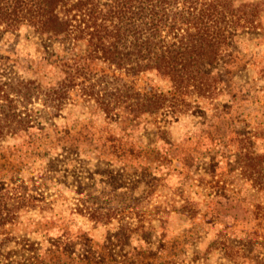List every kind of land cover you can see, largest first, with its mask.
<instances>
[{"label": "rangeland", "instance_id": "obj_1", "mask_svg": "<svg viewBox=\"0 0 264 264\" xmlns=\"http://www.w3.org/2000/svg\"><path fill=\"white\" fill-rule=\"evenodd\" d=\"M242 1L219 88L184 112L107 120L76 90L28 105L39 123L0 140V264H264V0ZM29 34L0 37L10 75L51 58Z\"/></svg>", "mask_w": 264, "mask_h": 264}, {"label": "trees", "instance_id": "obj_2", "mask_svg": "<svg viewBox=\"0 0 264 264\" xmlns=\"http://www.w3.org/2000/svg\"><path fill=\"white\" fill-rule=\"evenodd\" d=\"M250 5L242 0H0V37L27 31L51 55L43 72L25 77L10 75L14 69L0 54V71L9 74L0 79V140L39 123L40 109L30 107L35 101L55 113L73 90L107 120L167 108L184 112L191 99L210 97L219 88V60L231 52L235 32H245L253 22ZM139 76L147 77L143 89L134 83ZM249 162L246 166H254Z\"/></svg>", "mask_w": 264, "mask_h": 264}]
</instances>
